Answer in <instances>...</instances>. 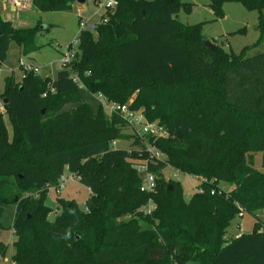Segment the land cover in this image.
Instances as JSON below:
<instances>
[{
  "label": "trees",
  "instance_id": "trees-1",
  "mask_svg": "<svg viewBox=\"0 0 264 264\" xmlns=\"http://www.w3.org/2000/svg\"><path fill=\"white\" fill-rule=\"evenodd\" d=\"M98 1V0H96ZM94 30H81L79 51L55 78L30 74L5 79L0 110V231L15 205L14 264H264V226L227 239L242 213L264 209V52H226L204 43L202 25H185L181 0H117ZM216 18L227 2L259 11L264 40V0H208ZM36 9L69 11L77 0H32ZM94 31H96L94 33ZM35 28H15L0 17V63L11 43L29 55ZM83 86L82 89L80 86ZM176 94L165 98V90ZM143 109L167 138L150 140L166 155L152 166L157 191H141L135 165L143 143L125 131L86 94ZM70 106V107H68ZM5 115L12 125L10 137ZM132 139L130 149L113 141ZM168 166L199 179L189 200ZM90 189L87 211L57 197L62 212L52 221L44 205L47 187L66 171ZM225 182L231 190L220 187ZM38 194L34 196L33 194ZM156 210L141 209L150 198ZM75 232L80 239L76 237ZM8 245L0 241V256Z\"/></svg>",
  "mask_w": 264,
  "mask_h": 264
},
{
  "label": "rangeland",
  "instance_id": "rangeland-1",
  "mask_svg": "<svg viewBox=\"0 0 264 264\" xmlns=\"http://www.w3.org/2000/svg\"><path fill=\"white\" fill-rule=\"evenodd\" d=\"M18 1L19 3L15 1V4L20 6L23 0ZM181 1L190 3L192 5V11L187 12L185 9H182L178 15V21L185 25L201 24L205 39L212 41L216 45H221L226 52H245L247 57L264 52V40H261L262 37L259 29L260 19L258 10L248 9L240 2H227L224 5L225 16L216 18L209 6L208 0ZM15 4L9 3L8 0H1L0 7L2 11L10 13L13 21L3 19L1 15L0 17L3 20L10 21L15 28H35V46L37 48L31 54L25 55L16 43L13 42L10 44L6 61L0 63V100L3 102L2 94L5 79L12 74H14L17 80L21 77V71L19 69L20 58L39 66L41 70L39 73L40 76H51L55 78L58 71L63 68L62 61L66 53H69V46L72 44L71 53L74 57L77 51H79L80 17L82 16L84 19H87L88 26H93L101 22L104 19L103 16L106 15L104 0H87L85 4L75 3L73 9L69 11H41L34 7L32 0H25L23 6L13 10ZM3 12L2 15H4ZM177 91L176 89L165 90L162 95L168 99L178 95L176 94ZM85 94L87 101L91 103L93 101V105L96 107V103L92 100L94 96L87 92ZM0 110L3 111L4 107ZM4 119L11 137L13 133L12 125L6 115ZM131 143L132 140L129 138L120 139L117 141L115 148L130 149ZM163 155L166 157L164 153ZM254 165L257 169L264 172V155L262 153L255 155ZM164 176L167 179L180 182L186 200L192 197L198 190L200 184L199 179L195 176L180 172L171 166L164 169ZM220 187L225 190H231L233 188L225 182H221ZM33 195L38 196L37 193ZM57 197L63 198L68 202H76L79 207L84 209L87 199L90 197V189L76 179L69 181L60 195H57L54 190H51L44 205L50 209L46 217L52 221L63 210V206L59 203ZM15 210V205H9L6 210V216L3 219L5 224L11 227L7 230L0 231V241L8 245L7 255L2 257L3 259L0 260V264H14L12 261L15 253L14 244L18 240L16 231L13 228ZM257 219L264 226V209L257 212L256 218L249 213H242L237 216L229 228L226 236L227 239L238 237L241 233L251 232ZM75 234L80 239L76 232ZM168 260L169 262L166 261L167 264H176L170 262V259ZM188 264L199 263L189 262Z\"/></svg>",
  "mask_w": 264,
  "mask_h": 264
},
{
  "label": "built area",
  "instance_id": "built-area-1",
  "mask_svg": "<svg viewBox=\"0 0 264 264\" xmlns=\"http://www.w3.org/2000/svg\"><path fill=\"white\" fill-rule=\"evenodd\" d=\"M105 8H116L118 6L117 0H104ZM81 30H94L95 25L88 26L87 19H84L82 16L80 17L79 23ZM69 53H66L65 58L62 61L63 66H67L73 60L72 44L68 48ZM19 69L21 71V77L19 79H25L30 74L39 75L40 67L36 64L23 60L22 58L19 60ZM1 71V68H0ZM82 89L84 87L80 86ZM97 100L99 107L103 108V110L107 113V115H117L119 116L125 124V131L129 135H135V139L138 138L142 141L143 145L137 147L138 151L145 153L146 156L138 158V162L135 165L138 173L141 176V191L147 194H154L157 191V176L156 173L152 170V166L158 165L160 162H164L166 157L163 155V152L159 150L155 145L149 142L150 140H158L161 138H167L169 136V132L164 125H162L158 120L149 121L144 114L143 109H135L132 104L133 101L129 100L127 103H118L115 101L109 100L103 94H91ZM5 102L0 100V109L4 107ZM132 140V139H131ZM117 141H113L112 146L115 148ZM129 150V149H128ZM79 180L80 178L77 174L72 173L66 170L62 176L60 177L58 184L49 185L47 187L48 195L51 190H54L57 195L61 194V191L66 186L69 181ZM199 189V188H198ZM201 190V189H199ZM157 208V204L151 197L146 205H144L141 211L145 215L152 214ZM85 210L87 211V207L85 206ZM2 256H0V260H2Z\"/></svg>",
  "mask_w": 264,
  "mask_h": 264
},
{
  "label": "crops",
  "instance_id": "crops-1",
  "mask_svg": "<svg viewBox=\"0 0 264 264\" xmlns=\"http://www.w3.org/2000/svg\"><path fill=\"white\" fill-rule=\"evenodd\" d=\"M1 1V0H0ZM9 1V3H12V4H15V1L17 2V3H19V1L18 0H8ZM24 1L25 0H23L21 3H20V6H17L16 4H15V6H13V10H16V9H18L19 7H21V6H23L24 5ZM2 9H1V7H0V15H1V17L3 18V19H9V20H12L13 21V19H12V15H10V13H6V12H3V14L4 15H2ZM6 16H7V18H6ZM16 20H17V18H16ZM16 20H15V22H16ZM20 51H21V49H20ZM21 59V58H20ZM92 100H94V102L98 105V103H97V100L95 99V98H93ZM90 104H94L93 103V101H92V103L90 102ZM94 106V105H93Z\"/></svg>",
  "mask_w": 264,
  "mask_h": 264
},
{
  "label": "water",
  "instance_id": "water-1",
  "mask_svg": "<svg viewBox=\"0 0 264 264\" xmlns=\"http://www.w3.org/2000/svg\"><path fill=\"white\" fill-rule=\"evenodd\" d=\"M87 2V0H77V3L79 4H85ZM204 43L207 47H209L210 49H214L216 44L213 43L212 41L208 40V39H204ZM4 102L6 103L7 100H4Z\"/></svg>",
  "mask_w": 264,
  "mask_h": 264
}]
</instances>
